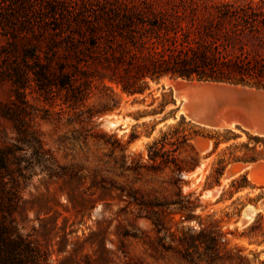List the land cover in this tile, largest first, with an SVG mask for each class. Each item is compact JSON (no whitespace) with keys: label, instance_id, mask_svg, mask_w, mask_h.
Masks as SVG:
<instances>
[{"label":"rangeland","instance_id":"374dc122","mask_svg":"<svg viewBox=\"0 0 264 264\" xmlns=\"http://www.w3.org/2000/svg\"><path fill=\"white\" fill-rule=\"evenodd\" d=\"M70 1L84 9L106 0ZM228 1L264 8V0ZM0 7L2 64L12 39L1 23L10 9ZM25 43L18 42L21 50ZM176 79L149 78L137 94L95 79L82 100L31 80L25 126L42 148L18 142L15 123L0 114V148H25L18 155L31 169L17 229L48 250L51 264H264V211L249 222L243 215L264 201V137L191 119L168 83ZM14 92L3 80L0 105ZM261 161L253 173L249 165Z\"/></svg>","mask_w":264,"mask_h":264},{"label":"trees","instance_id":"16d2710c","mask_svg":"<svg viewBox=\"0 0 264 264\" xmlns=\"http://www.w3.org/2000/svg\"><path fill=\"white\" fill-rule=\"evenodd\" d=\"M0 5L10 9L1 23L12 39L2 50L0 83L10 80L15 87L0 114L15 123L17 141L25 145L42 148L35 130L25 126L31 80L47 91L67 89L77 100L85 98L93 80L106 77L129 94L144 93L149 78L165 76L264 88V8L228 0H106L84 9L70 0H0ZM34 12L41 13L40 20ZM21 39L27 42L22 50ZM23 150L19 144L0 148V264H51L48 250L16 226L22 181L31 170L18 155ZM48 170L59 175L54 166Z\"/></svg>","mask_w":264,"mask_h":264},{"label":"water","instance_id":"95a60500","mask_svg":"<svg viewBox=\"0 0 264 264\" xmlns=\"http://www.w3.org/2000/svg\"><path fill=\"white\" fill-rule=\"evenodd\" d=\"M174 83L191 119L211 127L227 128L226 125L232 124L243 132L264 137L263 87L182 77ZM234 171L235 168L229 172ZM261 209L264 211V201Z\"/></svg>","mask_w":264,"mask_h":264},{"label":"bare ground","instance_id":"6f19581e","mask_svg":"<svg viewBox=\"0 0 264 264\" xmlns=\"http://www.w3.org/2000/svg\"><path fill=\"white\" fill-rule=\"evenodd\" d=\"M168 83H170V84H172L174 87H175V83H174V81H168ZM177 88V87H176ZM176 97H177V95H176ZM179 98V97H178ZM180 101V100H179ZM183 101V100H182ZM181 102V101H180ZM182 111L184 112V114L186 113L187 114V111L185 110V107L183 106L182 107ZM112 124H115L114 122H111ZM226 127H228V128H231V129H233L234 131L235 130H238L234 125H232V124H229V125H226ZM216 128H218V129H224V127H216ZM246 133H243V136H246L245 135ZM263 161H261V163L259 162V163H253V164H250L249 166L251 167V169H252V171H253V173H255L256 171H257V169H258V167L260 166V164H263L262 163ZM244 166V165H243ZM236 168V167H235ZM243 168V167H242ZM262 168V169H261ZM261 168H259V169H261L262 170V173L264 172L263 171V166L261 167ZM231 169V168H230ZM232 169H234V167H232ZM239 170V169H238ZM244 170H245V168H244ZM240 171H242V170H240ZM260 171V170H259ZM229 173L230 172H227V175H225L224 176V180L225 181H228V180H230L232 177L231 176H229ZM236 173V172H235ZM237 174V173H236ZM235 176V175H234ZM250 176H251V174H250ZM253 176V175H252ZM254 179H256L255 177H254ZM263 179H264V176H263ZM256 181V180H255ZM263 182H264V180H263ZM260 184V183H259ZM261 185H262V182H261ZM217 191H219V189H217ZM214 193V191H208L207 192V194H213ZM259 210H261V207H259V208H255L254 206H248L246 209H245V211L243 212L244 214V219H246V222H249L253 217H254V215L256 214V212H258ZM245 223V222H244Z\"/></svg>","mask_w":264,"mask_h":264}]
</instances>
